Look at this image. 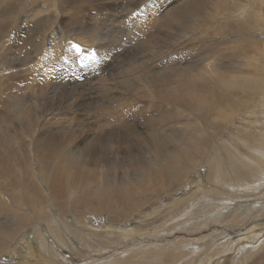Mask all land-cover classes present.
Returning <instances> with one entry per match:
<instances>
[{
  "label": "bare ground",
  "instance_id": "1",
  "mask_svg": "<svg viewBox=\"0 0 264 264\" xmlns=\"http://www.w3.org/2000/svg\"><path fill=\"white\" fill-rule=\"evenodd\" d=\"M120 1L122 4V0ZM126 1L129 5L132 3L135 5L133 7L142 9L144 13L143 22L137 24L135 30L139 36L146 38L147 46H145V49L137 51V53L135 51L134 56H128L129 58L125 59L129 65L126 64L128 67L124 68L125 71L122 69L124 73L123 76L120 75L121 81L110 82L112 88H114V85L119 91V95L117 94L118 96L113 98L112 102L117 103L125 110L126 114L122 117L123 119H119V116L118 119L115 117L118 114L115 115L114 110L118 106L115 108L112 105L113 108L105 110L102 106H98V101H95L84 103L83 108H79L82 100L81 95L91 92V87L83 88L79 92L73 88L74 91L67 93L64 91L65 94L57 96L53 102H50V95L47 94L49 103L42 101L46 93L45 89L31 93V96L29 95L30 97L27 99L22 92L20 81H15L18 77L16 73L19 70L13 71L18 69L17 65L21 66L20 63L25 59H23V54L22 58L7 54L8 56L5 57L9 64L4 67L3 63L0 65V107L4 108L2 110L0 108L1 129L6 124V131L4 130L6 134L0 132V254L1 252L4 253L1 249L6 244H10L11 239L16 237V234L21 232L24 227L33 222L39 224L41 221H46V223L53 221L51 213L54 207H57L64 215L70 213L74 219L94 211L95 213L106 214L109 220H114L116 217L118 220L124 221L132 216L133 212L150 203L151 200H162L164 195L180 189L187 182V176L202 167L204 163H209L210 168L212 167L211 170H204V173H213L217 169L221 178L224 175V169L219 165L222 160L227 163V155L220 151H213L211 139L215 135L219 136L223 133L226 126L222 122H215L214 116L221 117V121L223 119L230 120L233 117L232 109L248 104L249 94L257 92L258 88L260 89L263 85L264 66L259 64V67L255 64L253 68L247 71L245 68L238 66V61L240 63L242 60L250 67L253 63L248 64L249 62L261 60L260 53L255 52L258 51L256 47L263 40L257 36H264V0H182L177 5L174 1H170L169 4L165 3L168 0H159V2L157 0ZM17 2H19V6L16 5ZM25 2L26 0H0V7L6 5L5 9L1 8L0 10L2 33H9L13 23L18 18L17 27L21 29L20 32H23L24 29L34 30L36 27L40 28V24L53 29L54 26L51 27L47 21L49 20L47 16L48 13L52 14L58 8L61 11V16L54 17L57 23L56 29L61 27L64 37L67 36L68 39L75 37L76 42L80 41V43H85L90 47L94 43L98 46H105V44L113 41V36L110 37L108 34L93 31L92 28L97 25L100 27L105 22L115 20L112 12L116 10L119 0H32L29 7L26 6ZM171 4L172 6L169 7ZM165 6L169 7L167 12H165ZM129 8L131 9V7ZM85 11L93 13L84 18L85 24L79 25L77 19L83 17ZM129 11H132V9ZM98 14H101V16L95 17ZM170 21H179V25L182 21H186V23L184 22L183 28H179V35L174 32V36L171 34L167 39H164L162 45L163 39L160 33L161 30H164L162 28L170 25ZM1 35H3V38L6 36L5 33ZM188 35H191V38ZM169 39L174 40L175 43L172 44ZM181 39H187L188 42H191L190 51L192 53L190 56L185 57L183 55L186 58L184 63H178L172 59L166 60L165 51L168 50H165L163 46L176 45L180 43L179 40ZM127 41L129 42V40ZM183 44L176 45V48H186L187 42L185 45ZM200 47L204 49V56L200 63L196 60L193 63ZM54 60H48L44 64L46 68L50 67L48 69L52 72L56 69V64H53ZM51 61L52 64L49 65ZM25 63L27 64L23 61L22 66H26ZM116 68L119 69L118 66ZM9 70L13 72L11 73ZM19 75L21 77V74ZM261 78V83H259ZM6 80L14 82L8 83ZM36 81L37 79L33 82ZM100 81L101 79L98 77L92 79L91 83L97 84ZM45 86L43 85V87ZM104 86L106 87V85ZM94 87L93 89L99 88ZM56 90L58 91V89ZM26 99L30 100L32 107L27 105ZM14 104L17 106L14 113L15 118H11L10 114H7L8 111L5 112V110H9ZM48 104H50V107ZM150 106L151 111L147 113V107ZM142 112L146 115L147 123L151 120H157L155 125H157L158 131H152L155 135H150L149 131L144 133L140 130L137 121L139 120L138 115ZM121 114L120 112V116ZM198 118L201 123L197 121ZM90 120H94V125L89 122ZM180 121H183V123H179ZM116 122L118 124L113 125ZM141 124L143 125V123ZM181 127H183L182 130ZM169 130L170 134L173 133L171 137L167 133ZM205 130L210 132L212 137L208 138ZM146 135H149V137ZM249 135L244 134L241 139L249 141ZM261 137L259 138L260 141L263 139ZM28 138L30 140H27ZM77 142H82V144L76 146ZM101 153L107 155V161H104ZM199 153L202 156L198 159ZM34 161L36 166H34ZM243 163L244 159H239L238 162L231 163V166L234 165L237 168V165ZM247 169L249 168L247 167ZM247 169L245 168V171H242L244 175L248 173ZM233 171L235 172V170ZM236 172H238L237 169ZM200 179L199 183L196 182L190 190L182 195L191 193L192 189L197 188L196 185H199L198 189H203L199 191L200 194L209 191L203 177H200ZM257 181L258 179L253 184ZM2 193L12 202V205L16 208L15 210L9 206L10 202L3 200ZM15 202L21 204H15ZM130 204H136V206L128 212L127 205ZM235 205L232 209L228 208V210L225 208V204L224 208L230 214L231 210L241 208L246 204L236 202ZM258 205L262 204L258 203ZM86 206L90 208H86ZM163 209L167 210L168 208ZM171 209L173 208L171 207ZM19 210H27V213H23L22 216L16 212ZM154 213H159L155 217L157 220V217L163 211L157 210ZM152 214H149V216ZM149 216L150 219L146 218L148 220H144L146 225H151L154 222ZM52 223L49 222L48 224ZM140 224L132 227L131 232L121 231L120 233L125 235V238H129L143 233L142 227L147 230L151 227ZM112 228L109 232L117 229L116 226H112ZM257 230L260 231V229ZM32 233L29 230L26 236L24 234L28 248L24 255L20 257L24 261L23 264H32L37 260L35 250L38 251V249H36L33 241L28 240L35 235L33 233L32 236ZM255 236L261 239L259 233H255L253 236H244V238L241 236L236 239L244 245L243 247L249 242L246 247H250L252 246L250 241H253L252 237L255 238ZM226 241L229 242L230 246L235 243L234 239L229 236H226ZM166 254L161 253L159 255L170 259ZM171 254L169 253V255ZM122 257L124 258V256ZM256 257L257 261L253 263L245 261L244 263L264 264V255L259 259L258 255ZM12 259L10 263L14 264L16 258ZM20 262L16 264H20ZM152 263L155 264L154 261Z\"/></svg>",
  "mask_w": 264,
  "mask_h": 264
},
{
  "label": "rangeland",
  "instance_id": "2",
  "mask_svg": "<svg viewBox=\"0 0 264 264\" xmlns=\"http://www.w3.org/2000/svg\"><path fill=\"white\" fill-rule=\"evenodd\" d=\"M31 1L32 0H26L25 4L27 7L31 5ZM157 1L159 2V0ZM170 1H174L176 5L182 2V0H168L165 3L169 4ZM120 4H121V1L119 0V2L117 3L116 10L112 12V15H114V18H115L114 21L117 20L116 22L114 21L105 22L103 23L104 25L102 24L100 25V27L99 25H97L92 28L93 31H96V32L98 31L99 33L101 32L102 34H108L110 37L113 36L112 37L113 41L108 43L110 45L105 44L106 47L104 45L98 46V44L96 43L92 45L93 47L92 46L90 47V46H87L85 43L84 44L80 43V41L76 42L75 37L73 38L70 37L71 39H68L67 36L64 37L61 27H57L56 29L57 23L54 17H58L59 15L61 16V11H59L58 8L54 10L52 14L48 13V16H47L49 18V20L47 21L49 22L51 27L54 26L53 29L47 28L46 26H41L40 24V28L36 27L34 28V30L24 29L23 32H20L21 29L17 27L18 19H19L18 18L15 20V23H13L14 26L12 25V29H11L12 31L10 30L9 33L4 32L6 36L3 38V35L1 34H4V33H2V29H1L2 26L0 25V30H1L0 31V52H1L0 53V65L3 63V67H4L9 64V62L6 61L7 60L6 57L9 54L11 56L13 55V57L20 56L22 58L24 56L23 59L24 58L25 59L23 61L27 62V64L25 63L26 66L24 65L22 66V62H23L22 61L20 63L21 66L19 67L17 65L18 69H14L13 71L14 72L16 70L20 71L16 73V76L18 77H17V80L15 81H20V85L22 86V92L25 94L27 99L31 96V93H36L37 90L45 89L46 93L42 101L44 100L45 103H49L47 101L48 100L47 94L48 96L50 95L49 96L51 98V99L49 98L50 102H53L55 101L54 99H56L57 96H61L69 91L76 90L79 92L80 90H83V88L86 89V88L91 87L90 89L91 92L81 95L82 100L80 102L79 108H83L82 105L84 103L98 101L97 102L98 106H102L103 108H105V110L113 108V107L116 108L118 106L114 110L115 115L118 114L115 117L116 119L118 118L123 119L122 117H124L126 114L125 110L121 106H119L117 103L112 102L113 98H116L119 95L118 93L119 91L118 89L115 88L114 85H113L114 88H112V84L110 85V82L111 83L116 82V81L119 82L122 80V78L120 80V77L123 76V73H124L123 71H125V69L129 65L128 62L126 63L125 59L131 56H134L137 53V51L139 52L141 49H145V46H147V43H146V38L139 36L135 30L136 25L143 22L142 18L144 16V13L142 9L133 7L134 4L132 3H130L129 5L126 0H122L121 6ZM16 5L19 6V2H17ZM126 5H127V8H126ZM119 6L121 10L119 9ZM128 6L131 7L132 11H129L131 9ZM171 6L172 4L169 7ZM169 7L165 6V12L169 10ZM1 8L5 9L6 5H1L0 10ZM133 9L134 10L137 9V10L134 11ZM53 13L55 16L53 15ZM92 13L93 12L85 11L82 15L83 17L77 19L79 25L85 24L84 18L88 17ZM99 15L101 16V14H98L95 17H100ZM53 20L54 22L52 23ZM170 22H171L170 25L165 26L166 31H165V28H162L164 30H161L160 34L163 39L162 45L164 44V41H165L164 39H167L171 34L173 36L175 33L176 35H179L180 34V32H178L179 28L180 29L183 28L184 22L186 23V21L184 22L182 21L181 25H179V21H170ZM111 25L117 26L118 28L113 27ZM46 31L48 34L46 33ZM43 33L47 36H45ZM121 34H123L124 36ZM10 35L11 37H9ZM188 36L191 38V35H188ZM257 37L258 38L260 37L261 39H263L261 40L262 41L261 44H259V46L256 47V50L258 51L255 52V53H260L259 57H261V60L249 62L248 64L253 63V65L250 67L247 66L244 63V61L241 60L240 63L238 61V66L245 68L247 71L250 68H253L255 64L258 66L259 64L261 66H264V36H257ZM127 40H129V42ZM169 41H171L172 44L175 43L174 40L169 39ZM179 42L180 43H177L176 45H179L182 43H184L183 45H185L187 42L186 48H176V45H172L169 47L163 46L165 50L169 51L168 52L164 50L166 60L172 59V60L177 61L178 63H184L186 59L185 57L190 56V54L192 53L190 51L192 47L191 42H188L187 39H181L179 40ZM126 43H128L129 45ZM75 45H80L83 50L77 51L74 47ZM125 45L127 46L125 47ZM201 47L199 48V51L200 50L202 51H200V53L199 51L197 52V55H195L194 57L193 63H195V60L198 63H200V60L203 58L204 49ZM17 48H20V49H17ZM51 48L53 51L51 50ZM91 48H94V49H91ZM4 49H7V50H4ZM49 52L51 53V56ZM169 53H171L172 55ZM117 57L119 58L120 61L118 60ZM48 60H54L53 64H56V69L53 72L50 69H48L50 67L46 68V65H44ZM51 64H52V61L51 63H49V65ZM117 66L119 69L116 68ZM122 69L124 70L122 71ZM13 71L9 70V72L11 73ZM116 71H118L119 73ZM19 74H21V77ZM38 74L40 75L38 76ZM51 74L52 76H50ZM98 77L101 79L99 83L97 84L91 83L92 79H95ZM117 77L119 78L117 79ZM32 79H34L33 81L37 79V81L33 82L31 81ZM43 79H45L46 81ZM261 80L262 78L259 80V83H261ZM11 82H14V81H8V83H11ZM42 82L44 83L41 84ZM45 82L47 83V85ZM262 82H263V85L260 89L258 88L257 92H251L249 94L248 104L246 103L244 106L232 109L233 117L230 120L223 119L221 121L220 120L221 117H218L217 115L214 116L215 122H218V121L222 122L223 125L226 126L223 133H221L219 136L215 135V137L211 139L212 145H213V148H212L213 151H220L224 155H227V163H225V161L222 160L219 165L224 169V175L222 176V178L220 177L219 171L217 169L213 173H209V174L204 173V170L206 169L211 170L212 168V167L210 168L209 163H204L202 167H200L196 171H193L190 175L187 176L188 178L187 182H185V185H183L180 189H178L177 191L170 192L167 195H164L162 200H157V199L151 200L150 203H148L141 209L133 212L132 213L133 215L128 217L127 220H124V221H120L116 217L114 218V220H109L106 214L95 213L94 211L78 219H74L70 213L64 215L58 210L57 207H54L51 213L53 216L52 217L53 221H48L47 223L46 221L44 222L41 221V223L39 224L36 222H33L29 226L24 227L21 232L17 233L16 237H13L12 238L13 240L11 239L10 244L8 243L5 245L4 247L5 249L4 248L1 249V251H3L4 253L2 254L1 252L2 255L0 254L1 255L0 264H12L10 263L13 260L12 258H16L14 260L15 261L14 264L20 261H21L20 264H23L24 261L20 257L24 255V253L27 251V248H28L27 240H25L24 234L26 236L29 230L35 233V235L32 233V236L33 235L34 236L30 237V239L28 240L33 241L36 249H38V251L37 250H35L36 252L34 251L35 254L37 253V260L35 261V263H32V264H39L40 262H41L40 264H153L152 263L153 261L155 264H212V263L213 264H245L244 263L245 261H250L251 263H253L254 261H257L256 260L257 255H258V259L259 257L264 255V176H263L264 175V80ZM26 83H29V84L27 85ZM35 85H37L38 87ZM43 85L44 86L46 85V86L43 87ZM104 85H106V87ZM32 86L35 88V90ZM55 86L57 87L55 88ZM30 87L31 89H29ZM93 87L94 88L99 87L100 89L99 88L93 89ZM56 89H58V91ZM64 91L65 93H63ZM109 91H113V92H109ZM27 102H28L27 105L28 106L30 105L29 107H32V103L30 102V100H27ZM1 103L3 104L4 102H1ZM48 105L50 107V104ZM12 106L13 107H11L9 110H5V112L8 111L7 114H10L9 116H11V118H15L14 113H15L17 106L16 104ZM165 106L171 107L169 105H165ZM2 109L4 108L2 107L1 110ZM147 110H148L147 113H150L151 106L147 107ZM120 112L122 113L121 116H120ZM142 114L144 115L142 116ZM142 114L140 113L138 115L139 120L137 121L138 126H140L139 127L140 130L144 133H147L149 131L148 133L150 135L153 134L152 132L153 130L158 131L157 130L158 127L157 125H155V122L157 120H151L150 122L148 121L147 123L146 118H145L146 117L145 113L142 112ZM75 115H77V113H75ZM168 119L170 120V118ZM216 119L218 120L216 121ZM197 121L201 123V120L199 118L197 119ZM89 122H91L94 125V120H90ZM141 123H143V125ZM179 123H183V121H180ZM117 124L118 122H116L113 125H117ZM5 125H3L4 127L2 126L3 127L2 129L0 127V130H1L0 132H2V134L3 133L6 134ZM182 128L183 127H181V130ZM55 131H58V130H55ZM167 133L169 137H171L173 134V133L170 134V130ZM205 133L208 138L212 137L210 132L205 130ZM244 134H250L248 137L249 141H244V139H241V136H243ZM147 137H149V135ZM260 137L263 138L262 141L259 140ZM27 140H30V138H28ZM81 144L82 142H77L76 146H80ZM229 154H231L230 157H229ZM209 155L210 153L208 154V156ZM101 156H103L104 161L108 160V157L105 153H101ZM200 156H202L201 153H199L198 159L200 158ZM239 159L240 160L244 159V163L242 165L240 164L237 165V168H235L236 166L234 165L231 166V163L238 162ZM252 164L254 165L252 166ZM34 166H36L35 161H34ZM233 167L234 169H232ZM247 167L249 169H247ZM245 168L248 170V173H247L248 175L247 174L244 175L242 173V171H245ZM236 169L238 172H236ZM233 170H235L237 174ZM252 171H255V172H252ZM243 175L245 177L247 175V177L245 178ZM200 177H203V179L205 180L204 182L207 186L206 188L209 191L207 192L204 191L203 193L200 194L199 191L203 189H198L199 185H196L197 188L192 189L191 193L183 196L182 195L183 193H185L187 190H190L193 187V185L196 184V182L202 179V178L200 179ZM224 177L225 179H223ZM257 179L258 181L255 184H253ZM192 193H193V196H192ZM5 196L6 195L2 193L3 200L10 202L8 197L7 196L5 197ZM236 202H239L240 204L245 203L246 205L251 203L252 205L250 206L243 205L241 206V208H235V210L234 209L231 210L230 214H228L226 212V209L228 208L232 209L234 206H236L235 205ZM258 203H261L262 205H258ZM15 204H21V203L15 202ZM225 204H226V207H225ZM9 206L14 210L16 209L14 205H12V202L9 203ZM135 206L136 204L127 205L128 212L131 209H134ZM166 207L168 209L164 210L163 208H166ZM171 207L173 209H171ZM86 208H90V207L86 206ZM157 210L163 211V213L160 216H158L156 220L155 219V217L157 216L156 214H159V213H154V211H157ZM16 212L23 216V213H27V210L26 211L19 210ZM30 213H32V211H30ZM151 213H153L152 214L153 217L152 215L149 216V214ZM220 213H224V214H220ZM148 216L151 217L152 220H154V222L151 225L147 224L148 227L151 226L150 228H148V230L142 227L143 233L138 234V235H133L132 237H129V238L128 237L125 238L126 236L120 233L121 231L131 232L132 227L138 226L141 222L142 223L140 225L147 226L145 224L146 222L144 223V220L150 219L148 218ZM199 220L200 222H198ZM49 222H53V223L48 224ZM112 226H116L117 229L109 232L111 229H113ZM256 227H258L257 229H260V231H258L257 229H254ZM255 233H259V236L261 237V239H259L256 236L255 238L252 237L253 241H250V244H252L253 247L252 246L246 247L249 244L248 242L246 243V246H245L246 248H245L243 247L244 245L240 243L238 239H236L241 236H243L242 238H244V236L245 237L253 236ZM226 236H229L231 239H234L235 241L234 245L232 246L229 245V242L226 241ZM42 237L45 239H43ZM183 246H186V247L188 246V247L186 248ZM168 249L171 251H169ZM161 253H165V254L167 253L166 256L169 257L170 259L166 257L165 258L161 257L159 255ZM169 253L170 254L172 253V254L169 255ZM246 253H249V254H246ZM260 253H261V256H260ZM122 256H124V258ZM247 256H249L248 258L250 259H248ZM167 259H168V262L166 261ZM155 260H157L156 262L158 263H156Z\"/></svg>",
  "mask_w": 264,
  "mask_h": 264
},
{
  "label": "snow or ice",
  "instance_id": "3",
  "mask_svg": "<svg viewBox=\"0 0 264 264\" xmlns=\"http://www.w3.org/2000/svg\"><path fill=\"white\" fill-rule=\"evenodd\" d=\"M74 47H75V49H76L77 51H82V50H83V49L81 48L80 45H75Z\"/></svg>",
  "mask_w": 264,
  "mask_h": 264
}]
</instances>
